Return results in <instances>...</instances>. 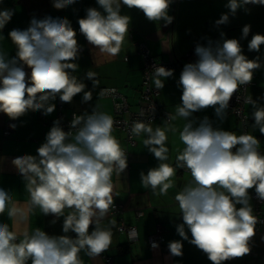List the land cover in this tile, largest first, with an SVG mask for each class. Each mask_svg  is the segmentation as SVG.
I'll list each match as a JSON object with an SVG mask.
<instances>
[{"label": "clouds", "instance_id": "clouds-1", "mask_svg": "<svg viewBox=\"0 0 264 264\" xmlns=\"http://www.w3.org/2000/svg\"><path fill=\"white\" fill-rule=\"evenodd\" d=\"M77 0H53V7L62 10ZM99 8L86 9V17L78 20L79 31L97 52L117 56L128 37L131 17L122 14V7L138 9L152 22L170 25L172 0H97ZM248 5L264 6V0H228L229 12L215 21L217 26L229 23L230 15L238 10L250 11ZM12 9L0 10V30L10 22ZM250 25L242 29L247 39ZM9 38L15 45L11 58L0 52V113L16 120L29 111L42 110L52 114L57 96L71 103L83 93V102L92 100L86 84L73 75L78 65L80 46L77 32L66 18L47 16L33 18L27 29H13ZM225 36L221 33V37ZM264 35L255 34L248 50L260 52ZM237 39L208 40L197 44L194 63L184 66L178 81L182 88L181 101L175 113H169L165 127L153 129L151 122L134 121L131 134L145 133L144 146L159 161L145 175L142 185L152 194L166 195L173 186L171 178L176 168L190 172L192 180L175 195L183 223L177 233L190 244L207 254L212 264H224L250 254V242L256 235L258 218L253 214L249 190L255 189L264 201V154L260 141L250 133L237 135L232 131L214 128L205 117L197 125L193 114L212 107L221 120L227 116L229 102L241 86L251 83L253 73L261 67L259 57L248 59ZM31 69V75L25 71ZM71 70V71H69ZM155 85L164 87L161 79L173 75L171 70L157 66L152 70ZM95 73L86 78L97 84ZM253 108V128L264 135V106L252 99L245 100ZM177 117L186 123L180 131L185 145L177 156L176 168L168 161L167 132H175L171 123ZM111 116L98 110L91 114H73L70 128L65 132L60 121L54 122L46 142L37 149V156L22 155L12 160L21 174L29 200L25 205L14 201L11 193L0 188V215L5 213L16 223L26 222L32 209L45 215L64 218L63 232L68 235L50 236L40 228L18 235L8 223L0 222V264H84L81 252L95 259L109 250L113 242L111 227L103 226L114 205L113 174L120 176L127 168V154L113 133ZM15 127V125H12ZM237 205H241L237 209ZM65 210L68 213L65 214ZM53 224L56 220L52 221ZM90 226L94 229L89 232ZM190 231L192 239L186 232ZM152 247L158 248L153 243ZM173 256H182L181 241L168 245Z\"/></svg>", "mask_w": 264, "mask_h": 264}, {"label": "crops", "instance_id": "crops-1", "mask_svg": "<svg viewBox=\"0 0 264 264\" xmlns=\"http://www.w3.org/2000/svg\"><path fill=\"white\" fill-rule=\"evenodd\" d=\"M228 0H172L169 15L174 17L170 25L163 22L149 21L144 13L138 9L122 7V14L131 17V24L128 37L122 45L120 53L115 57H109L98 53L95 47L79 34L78 20L86 17V9L99 8L97 0H77V3L62 10L53 7V0H0V10L12 9L14 15L10 22L0 30V52L11 58L15 55V45L9 38V32L13 29L25 30L29 27L33 18L43 19L47 16L53 18L66 17L77 32V40L85 53L73 61L78 69L72 73L86 84L85 91L92 92V100L84 103L83 93L74 97L71 103H64L62 112L69 116L73 112L88 114L92 107L98 106V110L105 114L115 116L113 102L110 98L100 96V90L104 87H115L127 99L130 111L138 109V99L142 85L143 63L138 53V41H144L152 55L163 61L177 60L183 63H194L198 57L195 54L197 44H207L208 40L221 41L222 39H237L242 47V54L248 59L255 60L259 57L261 67L254 71V77L247 87V96L264 106V45H261L260 52L249 51L248 43L255 34L264 35V6L248 5L250 11L238 10L233 17L230 15L229 23L217 26L215 21L221 15L229 12L225 7ZM250 25L251 30L247 39L242 38V29ZM221 33L225 36L222 38ZM184 65H179L173 70V75L168 78L161 77L164 87L159 89L158 102L161 109L169 113H175V107L182 104V88L178 87V81ZM93 71L97 84L93 85L91 80L86 78L88 71ZM29 77L31 69L25 66ZM71 71V70H69ZM155 85V78L153 80ZM156 86V85H155ZM59 96L55 101L56 109L52 114L44 115L42 110L29 111L19 119L12 120L6 114L0 113V188L11 193L14 201L25 205L29 195L25 191V183L18 170L13 167L12 160L22 155L37 156V149L46 142L47 133L54 126L59 114ZM250 116L249 132L260 141V148L264 151V135L258 129L253 128L255 123L251 104L246 106ZM228 112V110H227ZM207 117L214 128L225 131H232L237 135L242 134L240 125L235 115L227 113L225 119L221 120L216 116L215 109L209 107L193 114L192 118L197 125ZM167 119L161 118L151 123L153 129L165 127ZM8 122L15 125L9 137L4 136V130ZM176 131L167 132L166 146L169 148L168 161L173 166L177 156L182 152L185 145L180 140L185 119L177 117L171 122ZM119 141L121 147L125 146V133L119 130L112 133ZM147 138L145 133L135 136L136 144L129 147L127 158L128 166L118 177L113 174L114 205H121L123 210L120 216L113 215L111 210L103 222V226L111 227L113 231V242L108 251L99 257L92 259L81 252L80 256L84 264H107L104 256L111 257L112 264H212L206 253L195 245L183 240L177 233V226L183 223L180 215L178 202L175 195L178 194L185 184L192 180L190 174L180 173L176 170L171 178L172 187L166 195L152 194L151 189L142 185L140 174L145 175L152 168L158 167L159 161L144 146L143 140ZM249 190V196H250ZM250 204L253 203L250 196ZM242 207L237 205V208ZM141 210L143 216L138 218L136 212ZM68 210H65V214ZM254 214V212H253ZM128 226L137 228L138 238L134 242L128 239L127 234L118 231L121 219ZM56 220L53 224L52 221ZM0 222L8 223L10 229L15 230L22 236L23 232H34L40 228L50 236L68 235L76 238V234L63 232L64 218L57 219L55 216H45L39 208L32 209L28 214L26 222L16 223L10 220L7 214L0 215ZM157 224H161L165 230V243L157 249H151L147 237L153 233ZM94 229L90 226L89 232ZM189 240L191 233L186 228ZM172 241H181L183 244V255L173 256L168 248ZM251 252L243 258H236L225 261L224 264H264V228L253 237L250 242ZM31 264V261H29Z\"/></svg>", "mask_w": 264, "mask_h": 264}, {"label": "built area", "instance_id": "built-area-1", "mask_svg": "<svg viewBox=\"0 0 264 264\" xmlns=\"http://www.w3.org/2000/svg\"><path fill=\"white\" fill-rule=\"evenodd\" d=\"M77 31L79 34H81L79 28L77 29ZM137 46L139 50L138 53L141 55L143 63L142 85L138 99L137 111H130V106L127 99L120 93L117 88L104 87L100 90L101 97L110 98L113 102L115 110V116L112 118L114 121L113 131L119 130L125 133L126 144L122 147V149L127 154V158L129 156V147L134 146L136 144L135 136L131 134V126L134 121L153 123L158 119L168 118L169 112L164 109H161L159 105L158 97L160 95V91L153 83L154 77L152 70L155 67L160 66L166 68L167 70L173 71L176 70L179 65L185 66L187 64L177 60L163 61L156 58L154 55H152L150 49L144 41H138ZM84 53L85 49L83 47H80V53L78 57L82 56ZM249 85L250 84L241 86L238 92L233 95V98L229 102V108L227 112L236 116L242 134L245 132L250 133L249 126L251 119L246 110V106L248 105V103H245L246 98L250 99L247 96V87ZM63 106L64 103L59 101V114L57 120L60 121V126L65 132L74 131L69 127L73 119V114H81L73 112L72 114L67 116L62 112ZM94 108L95 107L91 108L90 113H92ZM12 125H14L13 122H8L6 124L4 130L5 137H9L12 134L14 130V127H12ZM259 151H261V154H264V151L260 147ZM176 163L177 160L173 164L174 168H176ZM176 170L180 173L190 174V172L186 169L176 168ZM250 196L253 203L254 215L258 218L256 232H259L262 228H264V201L258 199L254 188L251 189ZM122 210L123 208L121 205L115 204L111 208V213L113 215L120 216L122 214ZM136 216L138 218L142 217L143 212L141 210H138L136 212ZM117 229L119 232L127 234L128 239L131 242H134L138 238L137 228L135 226L126 225V223L122 219L119 222ZM147 240L151 249H154L152 247L153 243L158 244V248L163 246L165 243L164 227L161 224H157L155 231L148 235ZM103 258L107 264L113 263L111 257L105 255Z\"/></svg>", "mask_w": 264, "mask_h": 264}]
</instances>
